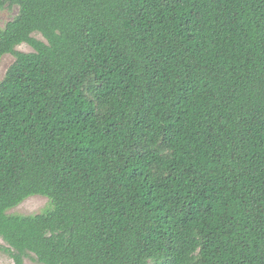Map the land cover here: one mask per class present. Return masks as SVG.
<instances>
[{"label": "trees", "instance_id": "1", "mask_svg": "<svg viewBox=\"0 0 264 264\" xmlns=\"http://www.w3.org/2000/svg\"><path fill=\"white\" fill-rule=\"evenodd\" d=\"M14 7L0 252L264 264V0H0ZM32 196L50 208L7 213Z\"/></svg>", "mask_w": 264, "mask_h": 264}, {"label": "rangeland", "instance_id": "2", "mask_svg": "<svg viewBox=\"0 0 264 264\" xmlns=\"http://www.w3.org/2000/svg\"><path fill=\"white\" fill-rule=\"evenodd\" d=\"M17 14V8H4L0 10V29H2L6 23L11 21ZM35 38L42 40L41 36L35 35ZM15 51L22 53H30L32 49L22 44L15 48ZM15 58L11 54H7L0 59V82L3 80L7 69L13 64ZM50 208V202L47 198L42 196H32L24 200L17 207L8 211V214L13 215H33L39 214ZM0 245L6 247L3 241L0 239ZM24 264H39L32 254L24 258ZM0 264H14L12 259L4 252H0Z\"/></svg>", "mask_w": 264, "mask_h": 264}]
</instances>
